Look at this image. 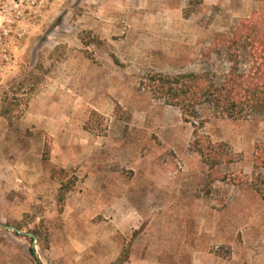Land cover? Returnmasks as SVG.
Segmentation results:
<instances>
[{"label": "rangeland", "instance_id": "obj_1", "mask_svg": "<svg viewBox=\"0 0 264 264\" xmlns=\"http://www.w3.org/2000/svg\"><path fill=\"white\" fill-rule=\"evenodd\" d=\"M184 73L263 92L264 5L0 0V224L35 236L0 228V264H264V114L147 89Z\"/></svg>", "mask_w": 264, "mask_h": 264}, {"label": "trees", "instance_id": "obj_2", "mask_svg": "<svg viewBox=\"0 0 264 264\" xmlns=\"http://www.w3.org/2000/svg\"><path fill=\"white\" fill-rule=\"evenodd\" d=\"M257 1L264 5V0ZM217 37L222 39V35H217ZM237 38V36H233L226 40L228 44L230 43L229 48L235 49L231 55H236L239 48H244L243 45L242 47L238 46L243 37ZM229 48L226 51H229ZM257 79L253 80L257 81ZM245 82L246 80H243L242 76L227 77L223 85H217L208 82L204 74L184 73L171 76L153 74L147 80L146 86L155 99L179 108L185 118L198 119L196 117L197 109L203 106L211 107L215 111L220 109L222 114L233 119L255 112L264 114V91H260L257 83L246 85ZM198 139H200L199 136L194 142L197 146L200 144ZM219 148H222V145L216 148V146L207 144L199 145L197 149L203 162L210 170L222 162L224 153Z\"/></svg>", "mask_w": 264, "mask_h": 264}, {"label": "crops", "instance_id": "obj_3", "mask_svg": "<svg viewBox=\"0 0 264 264\" xmlns=\"http://www.w3.org/2000/svg\"><path fill=\"white\" fill-rule=\"evenodd\" d=\"M9 148H10V145H6L5 138H1L0 139V161L1 159L3 160V162L4 160H7V157L5 156L8 155L7 153L9 152ZM7 170H11V168H8ZM6 173H9V172H6ZM4 190L5 188H2L0 184V191H4Z\"/></svg>", "mask_w": 264, "mask_h": 264}, {"label": "water", "instance_id": "obj_4", "mask_svg": "<svg viewBox=\"0 0 264 264\" xmlns=\"http://www.w3.org/2000/svg\"><path fill=\"white\" fill-rule=\"evenodd\" d=\"M0 228L4 229L6 231H9V232L16 233L18 235H26L27 237H29L32 240V248H34V246H35V236L33 234H31V233H22L17 228L10 227V226H7V225H2V224H0Z\"/></svg>", "mask_w": 264, "mask_h": 264}]
</instances>
